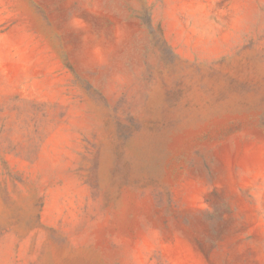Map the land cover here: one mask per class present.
Wrapping results in <instances>:
<instances>
[{
	"label": "rangeland",
	"instance_id": "rangeland-1",
	"mask_svg": "<svg viewBox=\"0 0 264 264\" xmlns=\"http://www.w3.org/2000/svg\"><path fill=\"white\" fill-rule=\"evenodd\" d=\"M0 264H264V0H0Z\"/></svg>",
	"mask_w": 264,
	"mask_h": 264
}]
</instances>
